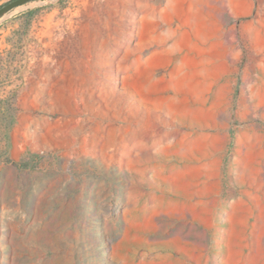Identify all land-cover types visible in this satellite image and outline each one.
<instances>
[{
    "label": "rangeland",
    "instance_id": "374dc122",
    "mask_svg": "<svg viewBox=\"0 0 264 264\" xmlns=\"http://www.w3.org/2000/svg\"><path fill=\"white\" fill-rule=\"evenodd\" d=\"M0 264H264V0L3 15Z\"/></svg>",
    "mask_w": 264,
    "mask_h": 264
},
{
    "label": "water",
    "instance_id": "95a60500",
    "mask_svg": "<svg viewBox=\"0 0 264 264\" xmlns=\"http://www.w3.org/2000/svg\"><path fill=\"white\" fill-rule=\"evenodd\" d=\"M33 1L37 0H12L11 2L0 7V18L11 10Z\"/></svg>",
    "mask_w": 264,
    "mask_h": 264
}]
</instances>
